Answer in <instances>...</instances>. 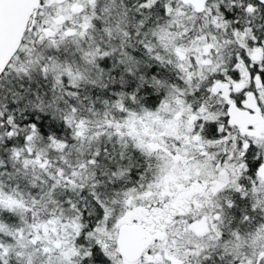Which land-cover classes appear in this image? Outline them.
<instances>
[{
	"label": "snow or ice",
	"instance_id": "obj_1",
	"mask_svg": "<svg viewBox=\"0 0 264 264\" xmlns=\"http://www.w3.org/2000/svg\"><path fill=\"white\" fill-rule=\"evenodd\" d=\"M0 264H264V0H0Z\"/></svg>",
	"mask_w": 264,
	"mask_h": 264
}]
</instances>
